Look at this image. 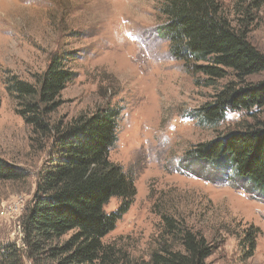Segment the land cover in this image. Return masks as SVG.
I'll list each match as a JSON object with an SVG mask.
<instances>
[{"label": "rangeland", "instance_id": "obj_1", "mask_svg": "<svg viewBox=\"0 0 264 264\" xmlns=\"http://www.w3.org/2000/svg\"><path fill=\"white\" fill-rule=\"evenodd\" d=\"M220 1L236 23L235 0ZM256 14L249 40L264 54V3ZM165 21L159 0H0V156L24 172L19 180H0V264H59L51 250L67 238L38 250L25 242L23 220L50 142L35 137L4 83L8 74L34 83L54 54H65L77 74L62 91L55 121L109 105L121 110L110 158L133 175L137 194L104 242L127 252V264H143L158 246L163 210L184 217L213 244L210 264H264V192L230 167L185 155L199 142L264 120V107L229 111L215 128L200 125L193 110L232 77L216 87L197 85L170 54ZM248 80H264V72ZM119 205L112 198L106 210ZM250 225L261 233L255 254L243 259Z\"/></svg>", "mask_w": 264, "mask_h": 264}, {"label": "trees", "instance_id": "obj_2", "mask_svg": "<svg viewBox=\"0 0 264 264\" xmlns=\"http://www.w3.org/2000/svg\"><path fill=\"white\" fill-rule=\"evenodd\" d=\"M263 3L235 0L234 23L220 0H159L170 54L182 61L195 83L216 87L220 80L232 77L215 91L212 100L193 110L200 125L215 128L229 111L264 107V80H248L264 72V54L249 40L251 24ZM67 61L65 54H54L34 83L16 74L4 78L17 112L35 137L50 142L48 159L23 220L25 242L38 250L67 236L51 250L59 264H127L131 262L127 252L104 242L137 194L133 175L110 158L119 140L121 110L109 105L69 121H55L62 91L77 77ZM185 155L189 160L230 167L264 192V120L199 142ZM22 177L21 167L0 156V180ZM112 198H118L120 205L107 211ZM158 213V246L143 264H210L207 259L214 246L200 230L190 227L184 217L163 210ZM260 233L254 225L246 228L243 259L255 254ZM5 253L12 261L13 252L6 249Z\"/></svg>", "mask_w": 264, "mask_h": 264}]
</instances>
